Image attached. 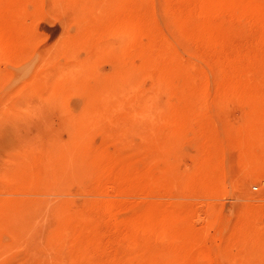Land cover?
Returning <instances> with one entry per match:
<instances>
[{
    "label": "rangeland",
    "instance_id": "obj_1",
    "mask_svg": "<svg viewBox=\"0 0 264 264\" xmlns=\"http://www.w3.org/2000/svg\"><path fill=\"white\" fill-rule=\"evenodd\" d=\"M0 264H264V0H0Z\"/></svg>",
    "mask_w": 264,
    "mask_h": 264
}]
</instances>
